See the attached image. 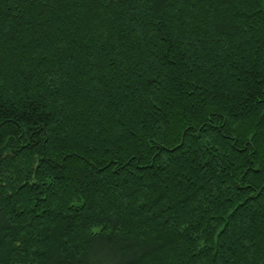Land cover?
<instances>
[{"label":"trees","instance_id":"trees-1","mask_svg":"<svg viewBox=\"0 0 264 264\" xmlns=\"http://www.w3.org/2000/svg\"><path fill=\"white\" fill-rule=\"evenodd\" d=\"M0 76L18 110L50 119L45 156L61 161L38 163L31 121L6 129L8 264H49L53 237L74 264L97 230L158 241L142 264H264V12L250 0H173L163 16L140 0H0Z\"/></svg>","mask_w":264,"mask_h":264},{"label":"snow or ice","instance_id":"snow-or-ice-1","mask_svg":"<svg viewBox=\"0 0 264 264\" xmlns=\"http://www.w3.org/2000/svg\"><path fill=\"white\" fill-rule=\"evenodd\" d=\"M250 2L256 5L257 11L264 12V0H250ZM140 3L146 4L152 12L163 16L171 7L173 0H140ZM2 79V76H0V81H2ZM261 95L264 96V89H262ZM245 97L254 99V89L249 87L248 91L245 93ZM9 105H11V110H9ZM17 111H23L24 115H16ZM217 115L215 110L208 113L209 118ZM219 118L226 120L222 113L219 114ZM19 120L31 121L33 127L38 129L36 132L37 136L43 133L44 139L41 143H43L45 147L41 148L37 153L38 163H49L50 168L53 170L60 168L61 161L45 156L49 135L46 129L50 123V119H45L42 109L36 103H33L30 107L18 110L16 105L12 102L11 97L5 98L2 87H0V159L7 158L4 153H9L10 155L11 152L17 151V144L12 143L10 139L6 143L5 137H9V133L6 129L15 127L16 123L14 121ZM41 120H43V124H41ZM28 131V128H23L22 131L15 134L16 142L18 143L24 132ZM261 132L264 133V128H261ZM252 136H255L254 132ZM62 160L64 165L68 164L67 159L62 158ZM34 175L39 177V167H37ZM33 183L38 185L42 183V181L37 179L33 181ZM49 191H51V189H49ZM11 223L12 221L4 209V202L0 200V264H8L9 251L7 245L10 243L9 233L11 231ZM72 226V218L69 217L63 225V230L66 232L72 228ZM57 234L62 235L59 226L57 227ZM111 235V233L99 232V230H97L96 235L90 236V243L87 245V253L81 252L78 256L74 257V264H142V261L146 260L158 250L159 242L155 239L145 238L142 242L128 244L119 240L108 239ZM43 251L47 254L49 264H67L64 247L63 245H57L54 237L51 247L45 248Z\"/></svg>","mask_w":264,"mask_h":264}]
</instances>
